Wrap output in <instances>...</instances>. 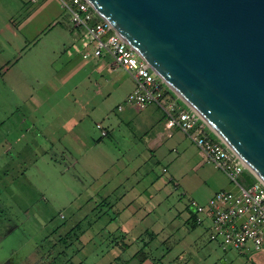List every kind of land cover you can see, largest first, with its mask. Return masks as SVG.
Masks as SVG:
<instances>
[{
  "label": "rangeland",
  "instance_id": "rangeland-1",
  "mask_svg": "<svg viewBox=\"0 0 264 264\" xmlns=\"http://www.w3.org/2000/svg\"><path fill=\"white\" fill-rule=\"evenodd\" d=\"M68 21L54 4L37 49L23 50L22 57L5 49L0 57V207L14 226L0 233V264H47L44 258L67 264L77 248L86 256L83 264H139L144 253L143 264H264V254L250 260L223 251L210 241L208 223H194L191 202L203 203L212 188L179 160L148 154L144 139L131 143L142 132L131 133L122 121L129 106L123 113L116 106H124L132 77L109 60L82 59L81 45L64 53ZM96 124L109 136L100 137ZM79 210L86 216L75 230L84 234L81 244L68 238L62 254L52 246V232L75 226L78 218L70 216ZM107 222L110 233H97ZM120 241L128 247L118 248Z\"/></svg>",
  "mask_w": 264,
  "mask_h": 264
},
{
  "label": "water",
  "instance_id": "water-1",
  "mask_svg": "<svg viewBox=\"0 0 264 264\" xmlns=\"http://www.w3.org/2000/svg\"><path fill=\"white\" fill-rule=\"evenodd\" d=\"M264 184V0H86Z\"/></svg>",
  "mask_w": 264,
  "mask_h": 264
},
{
  "label": "built area",
  "instance_id": "built-area-1",
  "mask_svg": "<svg viewBox=\"0 0 264 264\" xmlns=\"http://www.w3.org/2000/svg\"><path fill=\"white\" fill-rule=\"evenodd\" d=\"M59 2L75 35L86 40L82 57L109 60L112 66L121 68L134 80V89L126 96L124 104L141 108L156 105L165 114L166 128L184 133L205 159L229 178L233 189L218 191L204 205L191 202L194 223H208L210 241L217 242L225 252L236 251L250 260L264 254V184L194 110L176 94L168 95L171 90L165 82L86 0ZM96 129L101 137L107 136L100 124H96Z\"/></svg>",
  "mask_w": 264,
  "mask_h": 264
},
{
  "label": "crops",
  "instance_id": "crops-1",
  "mask_svg": "<svg viewBox=\"0 0 264 264\" xmlns=\"http://www.w3.org/2000/svg\"><path fill=\"white\" fill-rule=\"evenodd\" d=\"M56 3H58L60 9H62L59 0H41L38 3H33L31 0H0V57H2L5 49H18L17 51H20L18 53L20 57H22L23 54L25 55V51L23 52L25 49H27V51L37 49L40 37L46 32L44 29V18L53 15V6ZM59 14L57 16H59ZM65 16L69 19L66 13ZM56 22L54 21L53 24H56ZM68 22H70V20ZM37 25H39L40 28ZM70 25V35L66 37L67 42L63 48L65 49L64 53L67 54L81 45L83 51L80 55H82L85 51V44L83 40L75 35L71 22ZM50 32H52V29L49 30V33ZM20 41L24 42L21 48H19L18 45ZM84 60L91 62L89 59ZM132 81L133 87L128 94L132 92L135 86L133 79ZM120 105L122 104L116 106V110L118 113H123L126 105H122V108L119 109L118 107ZM128 106L129 107L124 112L122 121L124 120L126 122L127 128L131 133L142 132L143 135L142 137L135 138V140H131V143L141 144L142 139H144L143 142L147 145V148L144 150L147 151L148 154H152L151 156L157 154L159 157L156 158H161L167 163L179 160L180 164L187 168V172L194 173L201 178L202 181L200 183L202 186L212 188L209 197L203 203L197 204L204 205L218 191L232 189L231 182L227 175L215 169L213 165L205 159L203 153L196 146H193L184 133L177 129L166 128V117L160 108L156 105H148L142 108L131 105ZM157 112L160 113L161 118L165 119L163 125L160 123L161 119L157 116ZM103 128L107 131L108 137L109 129L107 127ZM140 129L143 131H140ZM145 140H147V143H145ZM189 149H194L196 151L195 154L188 155L187 151H189ZM133 154H135L137 158L141 156L138 146L133 149ZM162 171L166 173L167 169L164 167ZM124 197L125 195H122L118 199L122 200Z\"/></svg>",
  "mask_w": 264,
  "mask_h": 264
},
{
  "label": "trees",
  "instance_id": "trees-1",
  "mask_svg": "<svg viewBox=\"0 0 264 264\" xmlns=\"http://www.w3.org/2000/svg\"><path fill=\"white\" fill-rule=\"evenodd\" d=\"M168 93V95H170V96H174L173 95V93L172 92H167ZM0 195H1V191H0ZM105 204H106V202H104ZM81 211L82 210H79L78 212L77 211H75V213H72L71 214V216H70V219L71 218H78V222H77V224H75V226H73V227H70V228H65V229H67L65 232H64V234L63 233H60V232H58L57 230L58 229H61L62 228V226H63V224L60 226V228H58V229H55V230H53V235H55V237H56V240H55V244L53 243V247L54 246H56V247H59L60 248V252L62 253V254H64V252L66 251V249H67V247L65 246L66 245V243H67V239L68 238H70V239H72V237H75V240L74 241H77L79 244H81L79 241H80V238L79 237H82V235H84V234H82V235H80V236H78L77 234H76V232H75V230L76 229H78V228H80V225L82 224V221L84 220V218H86V216H84V215H82L81 214ZM116 219V214L114 215L113 214V217H112V219L111 220H115ZM97 222V221H96ZM96 222H95V224H96ZM3 224H6V225H8V228H3L2 227V225ZM111 223H109V222H107L102 228H100V229H98L97 230V233L98 232H100V230H105V232H106V230H109L108 229V226L110 225ZM13 225V223L11 222V220L9 219V217L8 216H6V212L3 210V208H1L0 207V233L2 234L3 233V235L2 236H5V235H7V234H9V233H12L13 231H14V229H11V228H14V226H12ZM15 225V224H14ZM63 229V228H62ZM120 229L122 230V232L120 231V233H123V235L125 236L126 235V233H127V228H126V225H125V222H122V225L120 226ZM96 233V234H97ZM109 233H110V230H109ZM95 234V235H96ZM1 237V236H0ZM121 242V245L119 246L118 245V242H117V244H116V246L118 247V248H120V249H126L127 247H128V244H126L124 241H120ZM64 246V247H63ZM34 248L35 249H38V248H36L35 246H34ZM82 249L81 248H77V250L75 251V253L70 257V262L69 263H67V264H83L84 263V261H85V257L86 256H82ZM142 253H144V248L143 249H140V251L134 256V257H140V255L142 254ZM145 254V255H144ZM141 257H140V262H139V264H143V262L147 259V258H149V256L147 255V253H144ZM43 261H44V263H47V264H52L49 260H48V258H44L43 259ZM157 261H159V260H157ZM156 261V262H157ZM109 264H113L112 262L111 263H109Z\"/></svg>",
  "mask_w": 264,
  "mask_h": 264
}]
</instances>
